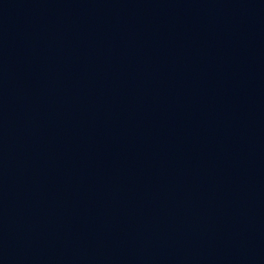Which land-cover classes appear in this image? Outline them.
<instances>
[{"label":"water","instance_id":"obj_1","mask_svg":"<svg viewBox=\"0 0 264 264\" xmlns=\"http://www.w3.org/2000/svg\"><path fill=\"white\" fill-rule=\"evenodd\" d=\"M0 264H264V0H0Z\"/></svg>","mask_w":264,"mask_h":264}]
</instances>
